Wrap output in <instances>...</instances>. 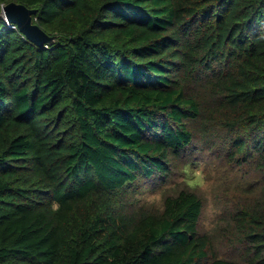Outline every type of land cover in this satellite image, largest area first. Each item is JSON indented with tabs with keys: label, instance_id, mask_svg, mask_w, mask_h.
<instances>
[{
	"label": "trees",
	"instance_id": "1",
	"mask_svg": "<svg viewBox=\"0 0 264 264\" xmlns=\"http://www.w3.org/2000/svg\"><path fill=\"white\" fill-rule=\"evenodd\" d=\"M202 151L260 176L224 249L186 179ZM0 264H264V0H0Z\"/></svg>",
	"mask_w": 264,
	"mask_h": 264
},
{
	"label": "rangeland",
	"instance_id": "2",
	"mask_svg": "<svg viewBox=\"0 0 264 264\" xmlns=\"http://www.w3.org/2000/svg\"><path fill=\"white\" fill-rule=\"evenodd\" d=\"M210 154L209 151H202V155L205 157ZM202 161L194 165V169L188 173L186 179L196 185L195 187L202 194L205 201V209L200 223L203 232L213 233L215 248L224 249L226 248L224 234L219 226L226 225V210L223 208L226 197L228 193L231 194L234 190H239L240 187H245L249 183L257 181L260 176L255 172H245L242 167L229 166L225 163L217 164L211 156ZM176 179L183 181L184 178L178 176ZM173 185V181H170L165 186L146 189L141 196L142 201L159 204L165 190ZM237 185L241 186L237 188Z\"/></svg>",
	"mask_w": 264,
	"mask_h": 264
},
{
	"label": "water",
	"instance_id": "3",
	"mask_svg": "<svg viewBox=\"0 0 264 264\" xmlns=\"http://www.w3.org/2000/svg\"><path fill=\"white\" fill-rule=\"evenodd\" d=\"M37 8H29L25 4L11 1L3 7V16L9 23H15L19 29L35 44L42 46L52 44L55 36L49 35L38 23L34 22L33 16L37 14Z\"/></svg>",
	"mask_w": 264,
	"mask_h": 264
}]
</instances>
